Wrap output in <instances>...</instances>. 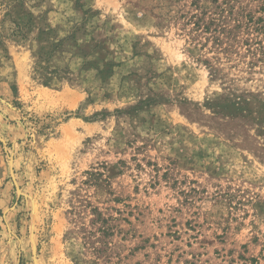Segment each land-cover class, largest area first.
Segmentation results:
<instances>
[{
  "label": "rangeland",
  "instance_id": "1",
  "mask_svg": "<svg viewBox=\"0 0 264 264\" xmlns=\"http://www.w3.org/2000/svg\"><path fill=\"white\" fill-rule=\"evenodd\" d=\"M0 264H264V0H0Z\"/></svg>",
  "mask_w": 264,
  "mask_h": 264
},
{
  "label": "trees",
  "instance_id": "2",
  "mask_svg": "<svg viewBox=\"0 0 264 264\" xmlns=\"http://www.w3.org/2000/svg\"><path fill=\"white\" fill-rule=\"evenodd\" d=\"M218 16L214 17L211 16L209 17L208 21H206V23H204V28L208 29L210 27V25L214 24V29H216L217 31L222 30L223 32L225 31V27L223 26V22L225 21V18H223V16L221 15L220 12L217 13ZM195 24H199L197 21H195ZM230 31H227V33H229ZM218 35H213L212 38H215V40H219V38L217 37Z\"/></svg>",
  "mask_w": 264,
  "mask_h": 264
},
{
  "label": "water",
  "instance_id": "3",
  "mask_svg": "<svg viewBox=\"0 0 264 264\" xmlns=\"http://www.w3.org/2000/svg\"><path fill=\"white\" fill-rule=\"evenodd\" d=\"M11 163V162H10ZM11 173H12V169H11Z\"/></svg>",
  "mask_w": 264,
  "mask_h": 264
}]
</instances>
